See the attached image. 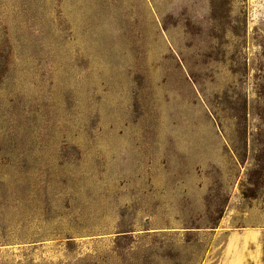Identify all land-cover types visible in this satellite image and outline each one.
Wrapping results in <instances>:
<instances>
[{
  "label": "rangeland",
  "instance_id": "rangeland-1",
  "mask_svg": "<svg viewBox=\"0 0 264 264\" xmlns=\"http://www.w3.org/2000/svg\"><path fill=\"white\" fill-rule=\"evenodd\" d=\"M0 264H264V0H0Z\"/></svg>",
  "mask_w": 264,
  "mask_h": 264
}]
</instances>
